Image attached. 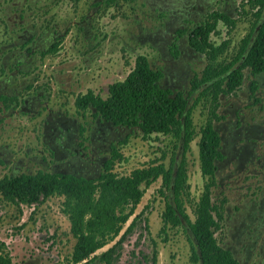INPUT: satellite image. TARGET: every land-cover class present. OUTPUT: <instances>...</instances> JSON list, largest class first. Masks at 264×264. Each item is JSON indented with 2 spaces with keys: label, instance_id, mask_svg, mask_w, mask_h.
Here are the masks:
<instances>
[{
  "label": "rangeland",
  "instance_id": "obj_1",
  "mask_svg": "<svg viewBox=\"0 0 264 264\" xmlns=\"http://www.w3.org/2000/svg\"><path fill=\"white\" fill-rule=\"evenodd\" d=\"M8 1L0 0V8H4ZM34 1L36 3V0ZM88 3L89 0H81V4L75 7L70 4V0H41L38 5H33V12L39 14L45 7L52 17L67 22L80 18L85 13ZM226 8L231 10L228 16L234 20V25L218 22L217 33L209 36L213 46L225 43L224 51L212 63L218 67L229 64L237 56L242 40L246 36L251 35L249 42L254 38L264 16L263 10L261 19L256 21L255 9H251L246 0H238L234 5L227 4ZM159 13L158 5L145 3L144 0H117L105 10L98 19L100 23L104 22L105 33L110 38L102 47V53L94 60V68L91 66L93 72L88 75L87 85L98 91L102 85L106 87L113 80L123 79L132 68L134 58L141 54L147 57L153 69L165 73V77L160 81L162 87L188 91L185 96L188 99V108L191 109L194 136L186 153L188 185V194L184 201L186 213L193 221L195 204L204 186L209 182L200 171L198 142L201 128L208 119H211L215 130L222 137L220 152L224 157L216 161L215 180L210 187L214 202L225 200L222 230L216 229L214 236L221 247L235 249V257L243 261L244 254L240 250V244L236 242L235 221L248 218L252 211L259 214V207L264 203V80H258L257 77L251 76L249 69H244L242 84L236 92L219 95L215 112L220 118L214 119L211 96L207 93L199 96L206 84L202 82L197 89L191 87L193 80L201 79L202 72L209 63L206 54L191 55L187 52L180 59L172 60L171 56L164 52L165 45L161 41L157 42L149 38L151 35L149 32H156L159 28ZM256 22L257 26L252 30ZM162 29L167 32L165 27ZM155 35L157 36L156 33L151 35L152 38ZM162 36L164 38V34ZM69 40V36L64 39V47L58 53L59 58L50 59V63L62 60L63 57L68 61L66 58ZM154 42L157 43V48H153ZM179 43L185 50H189L187 38L180 39ZM238 63L234 64L233 68ZM172 64L179 66L178 74L172 75L168 72ZM253 79L257 82L254 96H258V102L255 103L249 89ZM62 103L68 112H74L73 102ZM62 103L53 102L52 105L56 107ZM235 111L242 114L243 131L248 130V127L251 129L250 133L245 135V140L241 137L240 141H235L231 133L235 122L229 123V121L235 120L233 116ZM6 136L7 134L3 136L6 142L13 143L19 137V133L13 130L12 135ZM127 136L126 143L119 148L125 160L114 166V172L119 175L128 174L134 168L159 159L162 153L166 154L164 160L166 165L172 153L180 155V143L175 147L176 140L171 135L152 134L144 138L139 128H134ZM242 143H246V148H252L256 154L253 163L246 161L241 165L242 161H236L235 156H232L234 146L241 147ZM35 169L34 166L32 171ZM10 173L9 168L0 166V178ZM159 186L160 180L151 184L137 206L136 213L143 208L144 213L136 223L133 238L142 250L144 246L149 245L150 241L143 227V220L146 219L148 232L157 242V264H191L192 235L185 224L168 228L166 242L157 237L162 225L160 216L165 205V199L158 193ZM62 202V196L53 195L39 205H13L3 200L0 195V241L7 245L14 264H61L70 256L75 239L69 232V220L62 212ZM126 226L127 224L124 228ZM254 227L257 233L264 234V224ZM116 240L117 238L109 242L94 255L109 248ZM131 242L124 246L119 257L120 262L126 261V248H132ZM255 263L253 259L248 264Z\"/></svg>",
  "mask_w": 264,
  "mask_h": 264
},
{
  "label": "trees",
  "instance_id": "obj_2",
  "mask_svg": "<svg viewBox=\"0 0 264 264\" xmlns=\"http://www.w3.org/2000/svg\"><path fill=\"white\" fill-rule=\"evenodd\" d=\"M250 7L255 9L256 21L261 19L264 0H251ZM218 22L230 26L235 23L226 14L215 12L203 24L194 28L189 38L190 45L206 54L209 61L201 79L193 80L191 87L197 89L202 82L206 84L199 96L204 93L211 96L212 117L216 120L220 118L215 112L219 95L236 92L242 84L244 69H249L251 76L264 70V18L257 28L256 37L244 61L236 69L233 66L245 52L251 35L242 40L239 53L229 64L218 67L212 63L224 51L225 43L213 46L209 41V36L217 33ZM256 26L257 22L253 24L252 30ZM161 78V71L152 69L148 59L141 55L135 59L134 67L126 79L110 86L107 100L75 103L82 109L91 104L114 123L139 128L144 138L152 134L171 135L176 140L175 147L178 143L181 147L177 161V154L172 153L166 165V154L162 153L159 159L134 168L128 174L119 175L113 171L114 164L125 158L119 149H115L104 173L95 180L44 171H37L33 175H5L0 178V195L3 200L13 205H39L53 195L63 197L62 212L69 220V232L75 243L70 256L61 264H87L84 261L89 260H98L100 264H157V242L148 232L146 219L143 220V227L149 238V245L142 250L133 238L136 223L144 213V208L138 213L136 208L146 190L157 180H160L158 193L165 199L164 210L160 216L162 225L157 234L161 241H167L168 228L182 226L184 221L192 235L191 264H244L234 258L230 251L221 247L214 236V231L223 220L225 200L216 203L211 196L210 187L215 180V161L222 158L219 150L220 137L211 119L201 128L198 142L200 171L209 182L195 204L194 220L186 213V153L194 136L191 109L188 108L185 93L178 91L173 94L169 89L162 88ZM249 89L252 97H255L256 80H251ZM254 99L258 101V98ZM126 140L127 138L122 144ZM116 238L109 248L94 255ZM128 242H131L132 248H126V261L120 262L119 257ZM0 264H14L7 245L2 241Z\"/></svg>",
  "mask_w": 264,
  "mask_h": 264
},
{
  "label": "flooded vegetation",
  "instance_id": "obj_3",
  "mask_svg": "<svg viewBox=\"0 0 264 264\" xmlns=\"http://www.w3.org/2000/svg\"><path fill=\"white\" fill-rule=\"evenodd\" d=\"M40 1L9 0L4 8H0V166L9 168L11 173L6 175L11 177L44 171L95 180L104 173L111 154L123 145L128 132L137 128L114 123L91 104L82 109L75 103L107 100L110 86L123 82L134 67L133 63L123 79L113 80L106 87L102 85L98 91L87 85L88 75L93 72L91 66L110 38L105 33L104 22L100 23L99 19L117 0H89L85 13L77 20L67 22L52 17L45 7L39 14L34 13L33 5H38ZM144 1L158 5L160 10L159 28L156 32H149L157 36L152 38L149 35V38L161 41L165 45L164 52L175 61L187 52L191 55L203 54L190 45L191 32L212 13L230 15L231 10L226 5H234L238 0ZM246 2L250 5L251 0ZM70 4L78 7L81 0H70ZM162 27L166 28V33ZM68 36V61L63 57L50 63V59L59 58L58 53ZM184 37L189 50L179 43ZM154 45L153 48H157V43ZM138 56L141 54L134 58V62ZM178 68V65L172 64L168 72L178 74ZM161 73L164 78L165 73ZM253 77L264 80V70ZM162 88L169 89L173 94L188 92ZM254 98L258 96L253 97V103L256 102ZM53 102H73L74 112H68L63 103L54 107ZM233 116L235 120L229 121L235 122L231 133L235 141H240L241 137L245 140L251 129L248 127L243 131L241 113L235 111ZM13 130L19 133L20 138L13 143L6 142L3 136L12 135ZM219 137L221 141L222 137ZM246 147V143H242L241 147L235 145L232 153L236 161H242L241 165L246 161L253 163L256 157L253 149ZM223 158L222 154L217 161ZM34 166L36 169L32 171ZM255 213L252 211L248 218L235 221L236 242L240 244L244 260L235 257V249L223 247L244 264L253 259L255 264H264V234L257 233L254 227L264 224V203L259 207V214ZM217 230H222L221 223ZM84 262L100 264L98 260Z\"/></svg>",
  "mask_w": 264,
  "mask_h": 264
},
{
  "label": "water",
  "instance_id": "obj_4",
  "mask_svg": "<svg viewBox=\"0 0 264 264\" xmlns=\"http://www.w3.org/2000/svg\"><path fill=\"white\" fill-rule=\"evenodd\" d=\"M263 18H264V16H263ZM256 34H257V29H256V33H255V36H254V38L256 37ZM254 38H252V40L249 42V44H248V46H247V48H246V50H245V52H244V54H243V56H242V58H241V60L239 61V63H238V65L237 66H235V69L236 68H238L239 67V65L244 61V59H245V57H246V55H247V52H248V50H249V48H250V46H251V44L253 43V41H254ZM178 158H179V154L178 155H176V161L178 160ZM183 224H185V222L183 221ZM186 225V224H185ZM187 226V225H186ZM188 230H189V232H190V229L188 228Z\"/></svg>",
  "mask_w": 264,
  "mask_h": 264
},
{
  "label": "built area",
  "instance_id": "obj_5",
  "mask_svg": "<svg viewBox=\"0 0 264 264\" xmlns=\"http://www.w3.org/2000/svg\"><path fill=\"white\" fill-rule=\"evenodd\" d=\"M120 162H121V161H120ZM116 163H118V162H116ZM116 163H115V164H116ZM115 164H114V166H115ZM113 171H114V169H113ZM115 173H116V172H115Z\"/></svg>",
  "mask_w": 264,
  "mask_h": 264
}]
</instances>
